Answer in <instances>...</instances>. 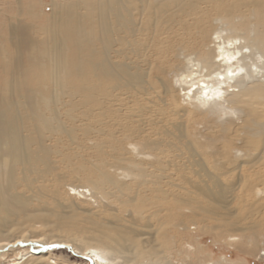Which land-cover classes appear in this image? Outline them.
Listing matches in <instances>:
<instances>
[{
	"label": "bare ground",
	"instance_id": "6f19581e",
	"mask_svg": "<svg viewBox=\"0 0 264 264\" xmlns=\"http://www.w3.org/2000/svg\"><path fill=\"white\" fill-rule=\"evenodd\" d=\"M2 1L0 247L22 239L18 228L38 237L41 224L48 240L92 264H170L163 232L182 256L177 244L192 230L264 255V0H50L48 13L44 0H12L10 14ZM23 58L56 86L50 97L20 93L19 77L37 74L20 70ZM70 63L82 91L94 92L91 71L123 79L119 88L136 104L100 99L94 120L80 104L74 121L60 105L79 96ZM75 128L104 138L97 146L112 154L109 169L57 175L49 201L39 188L17 191L54 167L46 139L77 143ZM124 140L126 148L116 145ZM147 208L176 213L162 230L151 228ZM23 264L49 263L39 254Z\"/></svg>",
	"mask_w": 264,
	"mask_h": 264
},
{
	"label": "rangeland",
	"instance_id": "374dc122",
	"mask_svg": "<svg viewBox=\"0 0 264 264\" xmlns=\"http://www.w3.org/2000/svg\"><path fill=\"white\" fill-rule=\"evenodd\" d=\"M5 1L3 0L1 2L3 5V9H7V13L10 14L11 9H14V4H12V0ZM44 3V10L47 13L50 12V0H44ZM6 19V15L1 13L0 26L1 22L6 21ZM0 32L3 37H5L6 27H0ZM139 58L142 59L141 56ZM26 61L27 59L23 58V65L20 70L29 72L33 64H28L26 63ZM69 65L71 66L73 64L70 63ZM32 70L36 71L37 74L31 75L30 73L29 75L19 77L20 79L18 78L20 80V83L18 80L19 85H17V88L19 89V91H21L20 93L25 95V89L36 88L44 94H48V97H50L52 90L56 86L54 84H48V80L42 77L40 71H38L37 68L32 67ZM152 73H154V75L157 74L155 73V71ZM88 76L91 79V86L94 85V92H92V90H90L89 92L85 90L82 91L81 80L76 77L73 68L69 71V85L71 88L79 92V96L75 99L70 98V101L67 97L64 96L61 98L60 105L63 111L68 110L67 108H69L71 114L78 117L75 118L74 121L79 119V116H81L83 110L86 112V114L89 115L90 120H94L97 116L96 114L99 112L97 105L98 103H100V99H104V102L106 103H109V100L111 98L115 99L116 102L124 99L127 103V106H134L136 104L131 93L128 92L126 94L123 88H119L123 82V79H120L118 82H116L114 78L106 77L103 75H99L98 77L94 78V74L91 73V71L88 72ZM4 77L5 74L0 69V85H2ZM24 77L27 78L26 83L24 82ZM47 87L49 89L48 93L46 92ZM113 88H115V90H113ZM74 102L78 105V108H73ZM80 104H86L87 106L82 110L80 108ZM33 131L34 130H31L30 135L33 133ZM74 134L77 137V143H72L66 134H54L49 139H46V144H50L51 146L48 154L54 167L46 175L44 174V176H39V178L34 180L31 184H29V186L19 184L16 190L25 192V194H32V192L38 191L39 188L42 196H44L42 198L43 201L45 199L49 201V198H51V195L53 194L52 191L54 189L53 179L57 177V175L62 174L71 176L69 171L74 170V173H82L80 176L81 178L86 175L95 177L97 175V170L95 169L94 165L103 164L105 165L106 169H109V164L114 163L113 159L111 158L112 154L108 152L106 147L97 146V143L102 142L104 138L99 136L98 134L96 135L93 130L88 131L86 128H75ZM31 137V147L36 148V137L34 134H32ZM110 144H112V142L106 140V146H109ZM116 145L126 148L127 142L126 140H124L123 142L117 143ZM122 164H126V162H123ZM80 167H83L85 172L80 171ZM117 194L118 193H116V195ZM130 195H135V192L130 193ZM111 200H114V197H111ZM33 203H36L35 199L33 200ZM143 204L138 205L135 210L137 211V209H139ZM126 208H129V206H125L121 209V215H123V213H126ZM141 212L142 211H139V213ZM175 213L176 211L172 210L165 213L161 212L160 214L155 215L152 208H147L143 215L148 216V220L152 221L151 228L161 226V229L163 230V225L165 229L170 224V222L173 221H169V219L170 217H175ZM44 229L45 227L41 226V224H37L35 226V231L38 233V237H31L28 231L24 230L25 232L21 233V228H18L16 230V235H22V241L16 240L17 243L15 242L14 244H11V241H6V244L0 247V254L6 253L5 255H3L4 258L2 257L0 259V264H6L7 261L11 259H18L25 251H27L28 253L26 254V256L21 258L20 264H23V261L25 258H27V256H29V258H35L39 254H41L43 257H46L49 264H92L88 259L83 257L77 250L73 249L72 247L62 245L58 241L51 242V240L53 239L48 240L47 236L44 235L46 231V229ZM193 231L194 230L189 231L186 235L187 238L188 236H190V239L188 238L186 239V241L185 239H183L179 244H177L179 250L183 252L182 256L176 253L175 246L173 248L172 244L168 241L167 232H163V235L161 237L163 242L162 247L164 253L168 256L170 264H179L182 261L186 264H213L216 261H221L223 259L228 264H264V255H259V252L263 253V250H257V252L255 253H249L246 252L241 246L229 245L217 239L213 232L200 233L198 231ZM111 264L126 263L121 259H118L113 261Z\"/></svg>",
	"mask_w": 264,
	"mask_h": 264
}]
</instances>
